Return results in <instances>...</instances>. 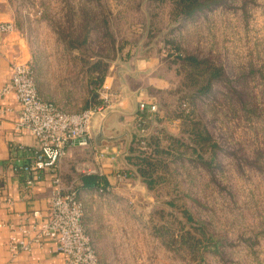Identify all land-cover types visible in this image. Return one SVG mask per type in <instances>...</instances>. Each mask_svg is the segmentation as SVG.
I'll use <instances>...</instances> for the list:
<instances>
[{
	"label": "rangeland",
	"instance_id": "rangeland-1",
	"mask_svg": "<svg viewBox=\"0 0 264 264\" xmlns=\"http://www.w3.org/2000/svg\"><path fill=\"white\" fill-rule=\"evenodd\" d=\"M179 1L3 0L40 96L61 110L114 96L117 71L141 85L124 76L137 57L166 83L147 90L146 149L132 145L145 176L123 170L114 189L77 194L100 263L264 264V0H198L190 14Z\"/></svg>",
	"mask_w": 264,
	"mask_h": 264
},
{
	"label": "crops",
	"instance_id": "crops-1",
	"mask_svg": "<svg viewBox=\"0 0 264 264\" xmlns=\"http://www.w3.org/2000/svg\"><path fill=\"white\" fill-rule=\"evenodd\" d=\"M0 20L13 22L12 14L7 11L3 0H0ZM30 58V47L18 30L3 37L0 42V264H67L65 256L58 252L55 243L48 239L34 241L33 227L47 219L48 200L54 176H59L65 189H73L80 195L114 189L119 173L123 170L130 172L132 169L136 172L133 162L135 151L134 148L130 151V148L138 134L135 127V118L139 114L138 102L144 100L156 104L155 99L147 94V90H160L166 83L155 76L157 61L148 56L135 58L124 71V76L130 78L141 76V85L138 83L140 86L137 84L130 87L127 83L123 85L121 72L118 71L119 78L109 77L111 83L115 85L114 91L118 97L111 109L115 111L106 118L103 131L106 137L119 138L110 142L103 141L101 145L96 144L98 125L101 117L108 111L104 112L94 120L89 146L69 147L65 157L60 161L57 172L41 173L31 189L27 190L25 186L27 176L21 167L28 162L30 151L37 143L29 131L15 128L20 106L13 93H3L1 89L10 82L11 63L13 61L30 63ZM106 81L107 77L105 85ZM35 84L40 96L41 87L36 78ZM158 124L164 125L170 134L176 133L174 122L163 121V124L161 122ZM154 126L159 128L157 124ZM100 153L104 156L100 157ZM89 175L97 176L104 188H101V184L99 187L83 186L81 177ZM91 199L93 202L96 198L93 196ZM87 205L83 203L85 212L88 211V207L85 209ZM33 212H37L38 216L34 217ZM86 227V233L94 241L96 231L92 230L93 226L90 224ZM12 236L29 243V249L12 255L9 252V240Z\"/></svg>",
	"mask_w": 264,
	"mask_h": 264
},
{
	"label": "built area",
	"instance_id": "built-area-1",
	"mask_svg": "<svg viewBox=\"0 0 264 264\" xmlns=\"http://www.w3.org/2000/svg\"><path fill=\"white\" fill-rule=\"evenodd\" d=\"M15 30L13 22L0 20V42L6 34ZM1 91L13 93L20 106L15 128L29 131L37 143L30 151L28 162L21 167L27 176L25 182L27 190L31 189L41 173L57 172L60 161L65 157L69 147L89 146L95 118L110 111L118 97L117 93L114 96L100 94V99L98 96L100 105L90 106L77 113L65 112L53 102L39 96L32 67L27 62L20 61L11 63L10 82ZM137 108L139 113H149V119L153 122L157 112L155 103L150 104L141 100ZM139 120L136 116L137 136L143 139L139 143L146 149L147 129L140 127ZM99 156L103 157L104 154L100 153ZM52 184L47 219L33 227L34 241L48 239L55 243L58 252L65 256L67 264H101L85 231L84 209L76 191L65 189L57 175L54 176ZM33 216L37 217L38 213L33 212ZM28 249L29 243L14 236L10 238L9 252L12 255Z\"/></svg>",
	"mask_w": 264,
	"mask_h": 264
},
{
	"label": "trees",
	"instance_id": "trees-1",
	"mask_svg": "<svg viewBox=\"0 0 264 264\" xmlns=\"http://www.w3.org/2000/svg\"><path fill=\"white\" fill-rule=\"evenodd\" d=\"M179 2L184 4L185 11L187 14L192 13L196 8L202 7V5L199 3L198 0H180ZM93 72H98V68H95L93 70ZM102 80H103V75L101 74V77H100V79H98V82L101 83ZM96 96L97 95L92 94V97L95 98ZM137 116L140 119L139 120L140 127L143 129H148L149 125L151 123V121L149 119L150 114L147 112H143V113H139ZM141 140H143V139H141L138 136H135L133 139V143L137 145ZM150 144H151V138L148 141V146H150ZM132 150H133V148H130V151H132ZM137 150L138 149H136V153L138 152ZM134 151H135V149H134ZM138 153L140 154V156H137V158H138L137 161L139 160L140 162L139 161L135 162L134 166H135V168L139 174L145 176L146 172L143 169L142 164H144L147 167H150L151 163L147 157L141 158V154H143V152H138ZM81 180H82L83 186H94L95 185V186L99 187V185L101 184V188H104L101 181L99 180V178L97 176H94V175L83 176V177H81ZM150 182L152 183V180Z\"/></svg>",
	"mask_w": 264,
	"mask_h": 264
},
{
	"label": "water",
	"instance_id": "water-1",
	"mask_svg": "<svg viewBox=\"0 0 264 264\" xmlns=\"http://www.w3.org/2000/svg\"><path fill=\"white\" fill-rule=\"evenodd\" d=\"M115 111V109H113V110H110V111H108V112H106L101 118V122H100V124L98 125V133H97V135H96V137H95V142H96V144L97 145H101V143L103 142V141H106V142H110V141H113V140H116V139H118L119 137H106L105 135H104V131H103V127H104V122H105V120H106V118L111 114V113H113ZM99 117V116H98ZM98 117H96V118H98ZM95 123V122H94ZM126 135V134H125ZM127 136V135H126Z\"/></svg>",
	"mask_w": 264,
	"mask_h": 264
}]
</instances>
